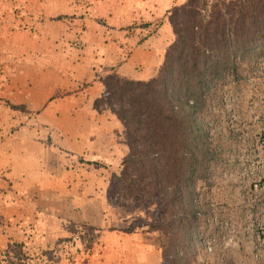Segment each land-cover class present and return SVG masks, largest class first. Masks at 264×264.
<instances>
[{"label": "rangeland", "instance_id": "1", "mask_svg": "<svg viewBox=\"0 0 264 264\" xmlns=\"http://www.w3.org/2000/svg\"><path fill=\"white\" fill-rule=\"evenodd\" d=\"M184 1L0 0V264H162L153 206L110 199L126 135L87 90L107 75L95 61L127 60ZM207 105L222 157L199 187L206 258L264 264V57L238 61Z\"/></svg>", "mask_w": 264, "mask_h": 264}, {"label": "trees", "instance_id": "2", "mask_svg": "<svg viewBox=\"0 0 264 264\" xmlns=\"http://www.w3.org/2000/svg\"><path fill=\"white\" fill-rule=\"evenodd\" d=\"M167 20L172 40L153 76L100 78L103 91L93 107L114 114L128 150L109 195L117 206L124 197L153 206L155 218L146 227L158 234L162 264L197 258L216 264L206 258L201 236L207 209L199 187H211L222 151L202 116L225 74L238 76V61L264 57V0H186L170 8ZM13 250L20 260L22 250Z\"/></svg>", "mask_w": 264, "mask_h": 264}, {"label": "crops", "instance_id": "3", "mask_svg": "<svg viewBox=\"0 0 264 264\" xmlns=\"http://www.w3.org/2000/svg\"><path fill=\"white\" fill-rule=\"evenodd\" d=\"M41 5L38 7L40 8ZM42 9V14H40L43 17H47L44 15H49V13H45V11ZM105 26V25H103ZM106 27V26H105ZM163 27L165 28V32L163 31V28L158 29L156 31V34L148 37L147 39H143L139 42H137L136 46L132 49V52L129 54V56L126 58L127 60L124 61H108L103 59L104 61H95L92 65V71H96L97 68H100V70H106L105 73H117L121 76H124L126 78L130 79H146V77H150V73L155 69L158 62L161 61L164 50L168 43L172 40V33L170 31L169 25L164 23ZM95 32V31H93ZM101 31L98 29V34H100ZM101 42L103 44V48L107 49L108 42L110 40H107L106 37H103L101 39ZM144 63L143 66L144 70L141 69V64ZM105 67V68H104ZM102 70V71H103ZM94 75V74H93ZM103 91V85L102 82L99 79L91 78V82L88 86L87 95H89V99H94L102 94ZM106 111V110H105ZM103 110V112H105ZM111 114H113L110 110H108ZM114 115V114H113ZM61 183L64 182L61 178ZM67 188L70 186L67 185Z\"/></svg>", "mask_w": 264, "mask_h": 264}]
</instances>
